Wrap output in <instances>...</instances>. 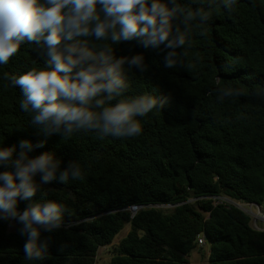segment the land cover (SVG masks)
Wrapping results in <instances>:
<instances>
[{"label":"trees","instance_id":"16d2710c","mask_svg":"<svg viewBox=\"0 0 264 264\" xmlns=\"http://www.w3.org/2000/svg\"><path fill=\"white\" fill-rule=\"evenodd\" d=\"M178 3L207 8V0ZM113 48L117 57L142 54L147 65L141 71L125 64L126 95L164 102L138 117L143 131L137 137H45L21 110L20 88L4 78L44 66L36 45L23 44L0 65V147L15 146L16 158L26 151L22 140L45 141L28 156L49 152L61 161L60 170L77 162L83 174L82 180L41 184L30 201L18 203L22 212L30 203L54 200L65 206L62 225L77 222L41 230L38 243L48 242L43 259H25L22 225L0 220V264H96L100 248L114 246L128 224L131 231L114 248L110 264H191L201 235L211 247L209 264H264V231L255 230L239 208L213 200L264 204V0H235L231 10L215 0L211 19L193 22L188 42L177 49L186 53L183 66L165 67L163 46L145 49L132 41ZM35 179L39 184L40 175ZM134 205L147 208L132 217ZM161 205L173 209L156 208Z\"/></svg>","mask_w":264,"mask_h":264},{"label":"clouds","instance_id":"9594fccd","mask_svg":"<svg viewBox=\"0 0 264 264\" xmlns=\"http://www.w3.org/2000/svg\"><path fill=\"white\" fill-rule=\"evenodd\" d=\"M235 0H223L231 10ZM215 0L207 8L186 9L178 0H0V65H7L25 43L36 45L43 67L20 75L4 73L11 86L19 87L22 111L45 137L70 139L94 132L101 140L139 136L144 117L163 107L157 96L126 95L130 84L125 64L146 70L144 56L117 57L114 44L135 41L145 49L166 50L165 67L182 65L177 49L188 42L193 22L212 17ZM89 38L102 41L91 46ZM183 66V65H182ZM190 67V65H189ZM22 140L18 157L15 146L0 147V220H16L27 236L25 259H43L48 242L38 243L41 230L61 227L65 206L54 200L30 203L22 212L19 201H30L41 184L54 179L67 183L82 180V170L72 162L60 170L61 161L45 152L30 158L28 152L43 147ZM40 175L38 184L35 177Z\"/></svg>","mask_w":264,"mask_h":264},{"label":"built area","instance_id":"2783aa9c","mask_svg":"<svg viewBox=\"0 0 264 264\" xmlns=\"http://www.w3.org/2000/svg\"><path fill=\"white\" fill-rule=\"evenodd\" d=\"M213 200L215 201V206L217 205H229V206H235L237 208H239L240 210H242L243 212H245L246 214H248L252 221L251 224H254V229L258 230V231H264V210L262 209V207L258 204H246L243 203L241 201H236L233 200L229 197H217V198H213ZM147 207L144 206H131L129 208L130 212L132 213V217H134L141 209H144ZM156 208H160V209H169V208H173V206L170 205H161V206H156ZM254 209H256V211H254ZM77 224V222H73V223H65L63 225H61V227H65V228H69L72 226H75ZM207 244V240L206 237L204 235L199 236L198 238V246L199 247H204Z\"/></svg>","mask_w":264,"mask_h":264},{"label":"rangeland","instance_id":"374dc122","mask_svg":"<svg viewBox=\"0 0 264 264\" xmlns=\"http://www.w3.org/2000/svg\"><path fill=\"white\" fill-rule=\"evenodd\" d=\"M264 210V204L261 206ZM173 208H167L163 209L165 212H170ZM256 211V209H254ZM252 226L254 227V224L252 223ZM16 225L14 222H11L10 224V231H15ZM131 231V225L128 224L125 226V228L116 236L113 245L114 246H107L100 248L97 258H96V264H110L112 258L115 256L114 248L116 245H118ZM211 247L207 243L204 247H199L197 250H195L190 255V263L191 264H209V253H210Z\"/></svg>","mask_w":264,"mask_h":264}]
</instances>
